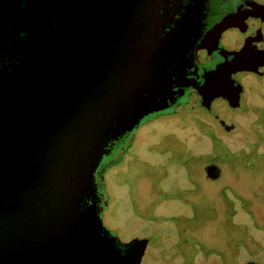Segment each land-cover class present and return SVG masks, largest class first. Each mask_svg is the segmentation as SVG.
Here are the masks:
<instances>
[{
	"label": "water",
	"instance_id": "95a60500",
	"mask_svg": "<svg viewBox=\"0 0 264 264\" xmlns=\"http://www.w3.org/2000/svg\"><path fill=\"white\" fill-rule=\"evenodd\" d=\"M53 3L58 28L27 37V53L0 54V264H144L149 239L122 242L96 203L78 208L77 196L96 195L97 162L113 126L131 133L173 107L157 89L175 51L144 31L150 0ZM248 71L259 69L235 59L217 65L198 87L204 100L187 110L211 106L213 79L242 91L246 76H259L236 83L233 74ZM180 106L170 114L179 115Z\"/></svg>",
	"mask_w": 264,
	"mask_h": 264
},
{
	"label": "rangeland",
	"instance_id": "374dc122",
	"mask_svg": "<svg viewBox=\"0 0 264 264\" xmlns=\"http://www.w3.org/2000/svg\"><path fill=\"white\" fill-rule=\"evenodd\" d=\"M245 87L236 110L216 100L190 113L183 98L179 115L145 117L100 176L103 225L122 242L148 238L144 264H264V78L248 75ZM217 113L234 124L217 130L221 142L207 128ZM214 160L221 175L209 181Z\"/></svg>",
	"mask_w": 264,
	"mask_h": 264
},
{
	"label": "flooded vegetation",
	"instance_id": "af4514ba",
	"mask_svg": "<svg viewBox=\"0 0 264 264\" xmlns=\"http://www.w3.org/2000/svg\"><path fill=\"white\" fill-rule=\"evenodd\" d=\"M53 2L54 0H0L2 57L13 59L22 52L27 53L30 50V40L25 41L27 37L58 28L59 8ZM231 14H236L232 26L220 35L213 34L214 26ZM144 31H150L159 44L165 41L175 51L174 62L170 61L168 64L165 78L157 89L167 100L174 101L173 106L181 104L183 98L202 102L205 97L200 94L199 88L206 85L205 74L226 60L235 59L259 69L258 73L248 71L233 74L236 83L241 82V77L247 73L264 77V0H150ZM222 50L231 53L224 55ZM242 85L243 90L239 91L236 86L225 87L219 78L213 79L209 87L216 96L211 97L210 105L221 100L227 107L238 109L247 94L245 85ZM222 93H226V96ZM220 114L222 113H217L220 125H207V128L212 130L215 140L221 142L225 139L218 135L217 130L224 127L229 133L234 124H228V117L223 119ZM116 129L115 126L112 127L101 146V156L95 172L98 191L95 196L87 190L80 192L77 196L78 208H84L94 201L102 213L108 206L104 191L99 189L100 176L110 165L119 162L122 155L115 162L112 159L120 148L121 141L128 135L125 132L118 133ZM215 160L204 166L205 177L209 181L216 180L221 175ZM153 217L156 216L152 214L145 218Z\"/></svg>",
	"mask_w": 264,
	"mask_h": 264
},
{
	"label": "trees",
	"instance_id": "16d2710c",
	"mask_svg": "<svg viewBox=\"0 0 264 264\" xmlns=\"http://www.w3.org/2000/svg\"><path fill=\"white\" fill-rule=\"evenodd\" d=\"M21 54H19V56H20Z\"/></svg>",
	"mask_w": 264,
	"mask_h": 264
}]
</instances>
